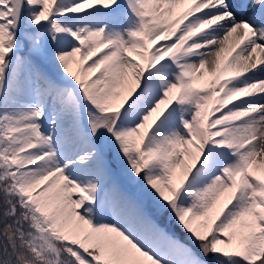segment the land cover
Returning <instances> with one entry per match:
<instances>
[{"label":"snow or ice","instance_id":"1","mask_svg":"<svg viewBox=\"0 0 264 264\" xmlns=\"http://www.w3.org/2000/svg\"><path fill=\"white\" fill-rule=\"evenodd\" d=\"M0 264H264V0H0Z\"/></svg>","mask_w":264,"mask_h":264}]
</instances>
